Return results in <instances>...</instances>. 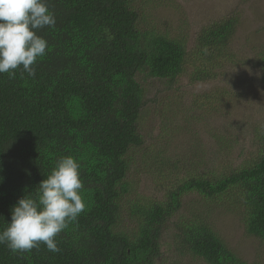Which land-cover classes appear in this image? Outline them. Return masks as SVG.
<instances>
[{"label":"trees","instance_id":"16d2710c","mask_svg":"<svg viewBox=\"0 0 264 264\" xmlns=\"http://www.w3.org/2000/svg\"><path fill=\"white\" fill-rule=\"evenodd\" d=\"M46 2L56 24L38 33L48 49L35 75L0 74V230L12 206L25 194L35 196L62 156L80 164L86 209L56 237L60 251L41 243L13 253L0 244V264H161L170 226L173 246L206 264H255L204 216L182 209L190 194L226 201L240 208L246 232L264 240V126L252 130L256 150L227 169L199 171L155 159L160 196L141 195L130 179L145 144L139 119L147 89L137 75L169 85L184 74L191 83L215 80L236 60L231 40L240 15L202 25L189 47L184 37L148 24L140 0ZM253 59L264 85V45Z\"/></svg>","mask_w":264,"mask_h":264},{"label":"rangeland","instance_id":"374dc122","mask_svg":"<svg viewBox=\"0 0 264 264\" xmlns=\"http://www.w3.org/2000/svg\"><path fill=\"white\" fill-rule=\"evenodd\" d=\"M140 1L148 24L184 37L189 47L202 25L232 12L240 15L231 40L236 60L227 62L215 80L191 83L184 74L169 85L162 79L137 75L147 89L139 119L145 144L136 152L130 179L141 195L160 196L164 188L158 182L155 159L196 166L199 171L220 170L256 150L250 139L256 126H264V85L253 58L255 48L264 45V0ZM212 94L216 102L202 100ZM218 201L190 194L182 211L200 213L238 255L264 264V240L246 232L238 206ZM172 235L170 226L164 233L161 264H206L176 249Z\"/></svg>","mask_w":264,"mask_h":264},{"label":"clouds","instance_id":"9594fccd","mask_svg":"<svg viewBox=\"0 0 264 264\" xmlns=\"http://www.w3.org/2000/svg\"><path fill=\"white\" fill-rule=\"evenodd\" d=\"M56 18L46 0H0V74L14 77L19 69L35 75V65L46 55L47 40L39 35L54 28ZM80 164L71 155L62 156L35 196L25 194L11 208V219L0 230V244L13 253L39 248L43 243L60 251L56 237L85 211Z\"/></svg>","mask_w":264,"mask_h":264}]
</instances>
